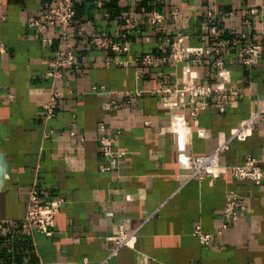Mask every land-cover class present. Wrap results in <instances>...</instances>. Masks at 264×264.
<instances>
[{
    "label": "crops",
    "instance_id": "0c3cea01",
    "mask_svg": "<svg viewBox=\"0 0 264 264\" xmlns=\"http://www.w3.org/2000/svg\"><path fill=\"white\" fill-rule=\"evenodd\" d=\"M58 1L0 0V264H264V181L258 186L230 174L188 181L172 122L176 114L188 122L187 155L212 154L261 106L264 62L247 67L225 57L231 94L212 99L192 120L188 108L162 104V89L183 83L184 66L163 59L173 57L170 40L179 30L190 35L188 46L204 44L210 0H77L68 32L81 66L55 80L48 73L57 31L48 30L45 44L27 25ZM213 2L218 14H236L221 24L227 34L243 26L251 8L264 20V0ZM155 11L165 15L163 26L148 23ZM88 22L98 36L126 39L129 51L97 48L93 37L77 36L75 28ZM254 38L261 39L260 30ZM147 55L158 68L136 62ZM195 70L216 84L208 57ZM102 126L114 139L113 159L102 154ZM250 155L264 171L261 123L246 141L232 142L222 161L241 165ZM32 189L63 200L51 236L22 228ZM229 192L242 195L245 208L223 230ZM198 227L212 235L209 245L195 235ZM121 230L133 240L118 248L112 238Z\"/></svg>",
    "mask_w": 264,
    "mask_h": 264
},
{
    "label": "built area",
    "instance_id": "2783aa9c",
    "mask_svg": "<svg viewBox=\"0 0 264 264\" xmlns=\"http://www.w3.org/2000/svg\"><path fill=\"white\" fill-rule=\"evenodd\" d=\"M156 1V0H151ZM208 8L204 11L205 25L202 31L204 44L201 47H192L187 45L190 35L183 30H179L176 38L170 40V47L174 54L172 58L163 59V63H183L182 80L180 86L164 87L162 89V104L178 109L186 107L192 120H196L200 113L211 106L210 101L214 98L226 99L231 94L228 85L232 81L231 66L225 61V57L233 56L234 61L247 67H252L264 62V20L261 18L260 10L251 8L243 18V26L238 28L231 26V34H227L226 28L222 27V22L227 18H234L236 14L229 12L218 14L215 11L213 0L208 3ZM77 19V0H59L58 3L42 16L31 19L28 22V28L43 38L46 44L49 42L47 32L50 28L57 31L59 47L55 52L52 62V69L48 75L55 80L61 78L65 70L79 69L80 60L74 50V40L69 38V28L74 27ZM165 15L160 12L150 13L147 21L151 26H163ZM172 19L178 22L181 19V10L176 6L172 10ZM217 19V23L213 21ZM260 30L261 39L254 38L257 31ZM77 36L93 37L97 48L113 50L116 52L129 51L130 44L124 39L121 42L113 41L108 38L98 36L88 22L78 28H75ZM211 62L213 78L215 85L204 82L195 68L203 66L205 59ZM136 62L148 67L158 68L160 62L152 56L138 58ZM58 95H53L54 100ZM185 98L189 103H185ZM47 118L53 114L50 106L46 107ZM173 129L178 135L179 140V163L182 169L188 170L187 180L192 179H216L224 174L232 175L238 181H250L260 186L264 181V171L258 165L255 156H248L241 165H228L223 163L222 156L229 150L230 144L234 141L244 142L252 136L258 123L264 127V97L259 108L255 109L250 118L241 122L233 130L230 140L220 145L210 155L191 156L185 153V128L188 125L183 115L173 116ZM101 148L102 154L106 158H114L118 152L114 149V139L106 136V127L102 126ZM202 135V132H200ZM244 197L236 192H229L227 195L224 216L228 222L222 224L221 229H227L230 224H235L238 214L245 207L243 205ZM63 200L60 198L48 199L39 194L36 189L30 192V200L27 214L22 221L23 230L30 234L39 232L46 236L53 234L55 218L59 214ZM195 235L204 245H209L212 235L206 233L198 227ZM117 247L128 246L133 240V235L121 230L119 236L112 238ZM116 251V250H115ZM114 251V254H115Z\"/></svg>",
    "mask_w": 264,
    "mask_h": 264
}]
</instances>
